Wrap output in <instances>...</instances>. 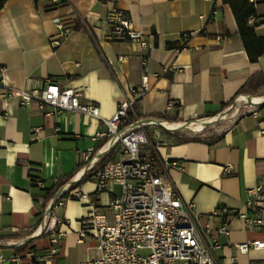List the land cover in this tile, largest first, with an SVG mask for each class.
<instances>
[{
  "label": "crops",
  "instance_id": "1",
  "mask_svg": "<svg viewBox=\"0 0 264 264\" xmlns=\"http://www.w3.org/2000/svg\"><path fill=\"white\" fill-rule=\"evenodd\" d=\"M251 1L257 16L249 24L264 38V0ZM115 4L145 34L143 51L111 40L106 0H9L0 11V264H83L95 257L94 238L79 242L82 222L100 210L111 219L113 213L105 208L122 191L113 184L100 193L95 174L126 158L120 145L109 150L106 139L97 135L108 132L104 120H111L121 99L145 79L150 90L137 102L143 119L181 125L177 134L148 127L150 152L183 199L195 204L197 225L217 243L220 263L264 264V249H238L249 241L264 242V227L249 230L244 219L235 218L224 235L220 213H246L249 191L264 180V84L259 81L256 89L240 92L264 74V55L250 61L224 0ZM57 19L66 36H61ZM189 32L197 35L183 39ZM47 79L81 91L83 102L99 105L100 118L73 112L47 115L37 102L26 106L19 96L7 94L35 89ZM235 100L245 102L247 111L219 134L220 141L180 142L194 137L179 132H195L191 125L213 119ZM118 150L121 158L115 160ZM173 162L179 166H171ZM231 165L235 172L226 175ZM58 181L65 183L60 191L71 196L60 213L70 226L63 227L66 234L52 254L49 236L32 235L56 197L48 196Z\"/></svg>",
  "mask_w": 264,
  "mask_h": 264
},
{
  "label": "built area",
  "instance_id": "2",
  "mask_svg": "<svg viewBox=\"0 0 264 264\" xmlns=\"http://www.w3.org/2000/svg\"><path fill=\"white\" fill-rule=\"evenodd\" d=\"M106 1L111 6L107 17L111 40L130 42L143 51L147 47L143 31L135 29L131 18L116 6L115 0ZM57 25L61 36H66L67 31L59 19ZM196 35V32L185 33L183 39ZM58 45L60 39L53 42V46ZM37 84L38 87L29 91L7 94L19 96L26 106L37 102L47 115L73 112L100 118L99 105L83 102L81 91L61 87L49 79ZM149 90L146 79L140 87L131 89L121 99L116 115L104 120L108 132L97 135L100 140L106 139L104 147L109 145V150L120 145L126 158L103 165L95 174L100 193H107L113 184L119 185L122 191L105 208L113 213L111 219L100 210L82 222L79 242L89 238L97 242L95 257L83 264H221L216 255L217 243H212L197 225L195 204L183 199L172 185L168 171L158 165L159 159L150 152L152 143L146 129L153 125L146 121L151 119L128 124L129 117L136 113L135 105ZM170 165L178 167L179 163ZM234 172L235 167L231 165L225 174ZM248 196L246 213L220 210L225 217L222 234L229 233V222L235 218L244 219L249 230L264 227V180L251 189ZM75 197H79V193L74 194ZM70 198L67 191H60L45 210L42 225L32 235L49 236L52 254L57 253V246L66 234L63 227L70 226L60 215ZM251 248L264 249V242L249 241L238 246L242 253Z\"/></svg>",
  "mask_w": 264,
  "mask_h": 264
},
{
  "label": "trees",
  "instance_id": "3",
  "mask_svg": "<svg viewBox=\"0 0 264 264\" xmlns=\"http://www.w3.org/2000/svg\"><path fill=\"white\" fill-rule=\"evenodd\" d=\"M9 0H0V11L5 7ZM39 2L40 0H35ZM65 2L66 0H61ZM225 4L230 5L235 15L240 34L245 43V47L249 56V59L252 63H256L261 56L264 55V38L258 37L254 26L249 24V21L252 17L257 16V8L255 3L251 0H224ZM262 81L264 84V74L253 77L242 89L241 93H246L250 90L256 89L258 82ZM228 107V105H227ZM135 114H132L129 118L128 124L136 122L138 119H143V115L140 113L138 103L135 105ZM130 122V123H129ZM223 135L215 136L214 142H218L222 139ZM181 143L189 142H202L198 138L193 139H181ZM81 166L66 177V181H70L75 177V175L81 170ZM86 179L84 177L82 182ZM64 181H58L54 188L49 192V198H53L61 190L64 185Z\"/></svg>",
  "mask_w": 264,
  "mask_h": 264
},
{
  "label": "rangeland",
  "instance_id": "4",
  "mask_svg": "<svg viewBox=\"0 0 264 264\" xmlns=\"http://www.w3.org/2000/svg\"><path fill=\"white\" fill-rule=\"evenodd\" d=\"M245 107H246L245 102H240L235 100L230 105H228L226 109H224L221 113H219L216 117H213V119H215V122L212 123L211 125L204 126L199 130H194L195 132H192L193 130H182L183 132H179V135H183V133H191L194 138H198L204 143H212L214 142L215 136H219V134L223 133L228 127L232 125V123L237 117H239L241 114L247 111ZM210 118L212 117H207L203 122L209 120ZM151 128L152 130L157 129L163 134H168V131L161 126L157 125ZM191 129H193V127ZM146 130L148 132L150 131V129L148 128ZM182 137L188 138V136L185 135ZM120 158H121L120 150H118L115 154L114 159L119 160ZM144 253L146 254L147 252L145 251ZM178 264H183V263H178Z\"/></svg>",
  "mask_w": 264,
  "mask_h": 264
},
{
  "label": "bare ground",
  "instance_id": "5",
  "mask_svg": "<svg viewBox=\"0 0 264 264\" xmlns=\"http://www.w3.org/2000/svg\"><path fill=\"white\" fill-rule=\"evenodd\" d=\"M243 98H246V97H242V99ZM253 101H255V102L257 101L258 102V101H260V99L254 98ZM214 122H215V119H209V120H206L205 122H203V121L200 122L199 125H197V126L191 125V127H193L194 130H199L200 128H203L204 126L211 125ZM146 124H149V125H160V126L164 127L166 130H168L170 132H177V131H179V129L181 127V125H178V124L159 122V121L152 120V119L151 120H147ZM82 173H80V175H82Z\"/></svg>",
  "mask_w": 264,
  "mask_h": 264
}]
</instances>
